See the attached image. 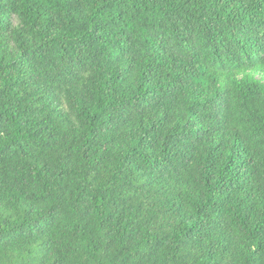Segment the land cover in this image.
Here are the masks:
<instances>
[{"label": "trees", "instance_id": "16d2710c", "mask_svg": "<svg viewBox=\"0 0 264 264\" xmlns=\"http://www.w3.org/2000/svg\"><path fill=\"white\" fill-rule=\"evenodd\" d=\"M264 0H0V264H264Z\"/></svg>", "mask_w": 264, "mask_h": 264}, {"label": "rangeland", "instance_id": "374dc122", "mask_svg": "<svg viewBox=\"0 0 264 264\" xmlns=\"http://www.w3.org/2000/svg\"><path fill=\"white\" fill-rule=\"evenodd\" d=\"M246 73L249 74V75H252L255 78H257V79H259V80L264 82V72H251V71H248Z\"/></svg>", "mask_w": 264, "mask_h": 264}]
</instances>
